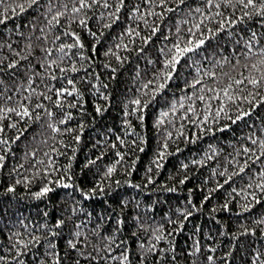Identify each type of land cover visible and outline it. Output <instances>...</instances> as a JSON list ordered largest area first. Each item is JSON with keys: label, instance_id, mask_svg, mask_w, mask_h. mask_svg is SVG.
<instances>
[{"label": "trees", "instance_id": "obj_1", "mask_svg": "<svg viewBox=\"0 0 264 264\" xmlns=\"http://www.w3.org/2000/svg\"><path fill=\"white\" fill-rule=\"evenodd\" d=\"M73 2L39 0L29 8L28 0H0V109H29L28 117L0 116L7 141L0 144V264H260L264 149L251 141L264 140V84L253 87L245 77L264 59V16H244L252 10L236 0L235 7L222 0H107L108 8L99 0L80 14L71 12ZM197 8L209 19L190 37L203 19ZM57 11L65 15L50 25ZM221 20L225 27L211 35ZM203 36L210 38L153 97L163 82L155 79L164 70L162 50L180 37ZM66 45L73 47L61 51ZM194 79L201 84L189 87ZM149 80L152 87L143 89ZM229 85L235 103L224 98ZM73 87L72 95H57ZM221 104L227 117L217 118ZM162 111L169 116L157 126ZM240 112L248 115L233 123ZM45 185L53 190L37 198Z\"/></svg>", "mask_w": 264, "mask_h": 264}, {"label": "snow or ice", "instance_id": "obj_2", "mask_svg": "<svg viewBox=\"0 0 264 264\" xmlns=\"http://www.w3.org/2000/svg\"><path fill=\"white\" fill-rule=\"evenodd\" d=\"M39 2V0H28V3H27V6L30 8L32 7L33 5H36L37 3ZM178 2L180 4H183L185 2V0H178ZM224 6H228V5H232V7H235L236 5L235 4H232V0H222ZM99 3V0H74L73 2V5H72V8H71V12L72 13H75V14H80L83 12V10L85 9H90L92 8L95 4ZM121 3H122V0H121ZM164 3V0H161V4ZM207 3L208 4H212L213 3V0H207ZM236 3H238L239 5L242 6V10H248V9H251L252 11H244L243 12V15L244 16H251L252 15V12H255V14L257 15H261V16H264V0H259V6H257V0H236ZM216 8H220V3H216L214 5ZM16 7L19 8V12H24L25 11V7L23 5H17ZM65 9L67 8V5H64L63 6ZM103 7L104 8H108L110 7V5L108 4L107 0H104V3H103ZM120 8L117 7L116 8V11L119 12ZM172 9H169V11H171ZM49 13H51L53 11V9L51 7H49L48 9ZM195 11L197 13H201V15L203 16V11L202 9L200 8H197L195 9ZM65 15V12L64 11H57L55 13V15L52 16V19L49 20V24H53V22L55 23H59V17L61 16H64ZM148 15H156V13H148ZM216 15H221V13L217 12ZM209 17L207 16H203V19L196 23L195 25H193V28L189 29V36L190 37H194L195 36V32H194V29L195 30H199L203 23H204V20H208ZM115 22V21H113ZM0 23H3V20H0ZM185 23H187V21H185ZM80 24L81 25H86V20H80ZM111 25H105V27H110ZM225 27V21L224 20H221L220 21V27L218 29H216L215 31H213L211 33V35H215L216 32L222 30L223 28ZM158 29H153V35L155 34V32L157 31ZM179 31V29H178ZM133 32L132 30L130 29L128 31V35H132ZM136 35H139V33H135ZM72 35L74 37H76V42L77 44H79V37L76 36L75 33H72ZM210 37L209 36H203V37H200L198 39L196 38H184V37H180L176 43H174L171 48L167 49V51H164L162 50V54L165 56V59L163 61V68L164 70L159 74V76H157L155 79L156 80H160L161 78H163V82H159V83H156L155 84V87L154 89L152 90V96L155 97L156 94L160 93L162 90H164L168 84L169 81H171L173 79V76L174 74L177 72L178 70V65H180L181 63V60L182 59H191V57L188 56L189 53H195L198 49H200L205 43L206 41L209 39ZM149 40H151V36H149L147 39H145V43H147ZM64 47H73V45H66V46H61V51H63V48ZM82 47V45H81ZM119 47V45L117 46ZM107 54V53H106ZM262 56H264V52L261 53ZM119 59V57H117ZM9 68H14L16 67V62H13V63H10L8 65ZM76 69L73 68V71H75ZM199 69H197V72L199 73ZM251 72H257L259 73V78H257L255 75H252ZM251 72H250V75L249 77H245V80L247 81L248 84L252 85L253 87H260L262 84H264V59H261L259 60L257 63H254L251 65ZM205 76H214L215 74L214 73H211V72H205L204 73ZM72 81H69V84H71ZM235 83L237 85H240L242 83H244V80H236ZM201 84V80L200 79H194L192 84L189 85V87H196L197 85ZM153 85V80H149L147 83H145L142 87L143 89L145 90H148L149 88H151ZM232 86L229 85L228 88H225L223 89V95H224V98L228 101V102H231V103H235L236 100L238 99V97L230 94L229 92V89L231 88ZM203 91V89H201ZM77 90L75 89V87H73L72 89V92H68L67 89H61L60 91L57 92V95L59 96L60 95V92H66L67 95H72L73 92H76ZM144 94H147V92H145ZM251 95V94H249ZM215 98V97H214ZM244 100H248V96H244L242 97ZM11 99V98H9ZM50 99V97H49ZM185 99L187 100H191L192 98L191 97H186ZM200 100H203L204 97L201 96L199 97ZM59 103V101L57 102ZM133 104L137 105L138 107L140 106L141 104V100L140 99H136V100H133L132 101ZM147 106V102H145V107ZM181 108L184 107V103L181 102L180 104ZM37 107H42V105H37ZM175 110H176V104L175 102L173 103L172 105V108H171V111L173 113H175ZM97 111H100L99 108H97ZM188 112H191L193 114H195L196 110L195 108H192V107H189L187 109ZM7 113H16V115L20 116L21 118L23 117H28L29 116V109L27 107H24L23 105H21V111H17L15 108H8V109H0V116H6ZM224 115L225 117H227V113L225 112V105L224 104H221V106L216 109L215 111V117L219 118L221 115ZM49 116L52 115L51 112L48 113ZM208 115H211V112L207 113L205 115V120L204 122L207 121V118H208ZM248 115L247 112H240L235 120H233L232 122L235 123L236 121L240 120L243 118V116H246ZM169 116V112L167 111H162L160 113V117L157 119L156 121V124L157 126L158 125H161L163 124L165 121H164V118L168 117ZM70 118V117H69ZM36 119L38 120L39 117H36ZM141 119H143V117H141ZM61 123H64V121H61ZM193 124H196V121L193 120L192 121ZM50 128H52V130L54 132H58L59 129L54 127L53 125L49 124L48 125ZM9 127H15V124H12V125H9ZM0 131H3L2 128H0ZM68 131H72V129H68ZM172 135V133H168V137L170 138ZM177 135H183V132H178ZM79 139V137H77V140ZM7 141L5 140H2L0 139V144H6ZM121 143H123V141H121ZM251 143L253 145H256V144H259V147L261 149H264V140H255L253 139L251 141ZM165 148H167V144L164 145ZM243 151L245 153H248L249 151H251L250 149L248 148H244ZM118 155H120L118 153ZM164 157V153L161 152L159 154V158L160 159H163ZM122 159V157H121ZM3 160H4V157L3 156H0V164L3 163ZM154 163H158L157 161H153ZM89 163H94V161H90ZM117 164L120 163V160H117L116 161ZM185 167H187L185 165ZM247 167V165H243L240 167V171L243 172L244 171V168ZM115 171V165L113 166H110L107 168V172H106V175H111L113 172ZM224 173H221V175H223ZM259 177L261 178V180H264V172H261L259 173ZM183 182V181H182ZM17 183H19V181H17ZM59 183V182H58ZM62 187H70L71 185L69 184H62L60 185ZM249 187H251V185H249ZM257 187L260 188L262 191H264V183H260V184H257ZM13 189L12 188H9L8 191H12ZM53 189L50 188L48 185H45L44 187H42L40 189L39 192L35 193V196L37 198H40V197H43V196H46L49 192H51ZM235 191V190H233ZM225 207H227V205H225ZM245 211L247 210V206H245ZM264 222V221H262ZM63 223V221H57V227H59L61 224ZM76 235H79V233H76ZM157 241L163 239L162 236H155L154 237ZM33 240H35V238H33ZM32 241L30 240L29 243H31ZM18 243H23V241H18ZM69 246L70 247H75L76 245L73 244L71 241L69 242ZM52 247H55V245H52ZM141 248L144 247L143 244L140 245ZM155 246L153 245V248ZM19 255V253H17ZM4 257H0V260H3ZM128 258L127 256H122L121 257V260L122 261H126ZM209 261L212 260V257H208ZM259 259V257H257V260ZM253 264H256V261L254 260L253 261ZM260 264H264V261H260Z\"/></svg>", "mask_w": 264, "mask_h": 264}]
</instances>
